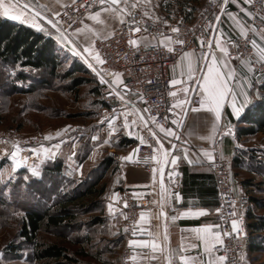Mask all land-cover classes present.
Masks as SVG:
<instances>
[{
	"label": "crops",
	"instance_id": "0c3cea01",
	"mask_svg": "<svg viewBox=\"0 0 264 264\" xmlns=\"http://www.w3.org/2000/svg\"><path fill=\"white\" fill-rule=\"evenodd\" d=\"M73 1L74 0H12L14 4L19 5L17 10H21L24 4L29 5V9L25 11L26 15H30L31 11L40 10L42 16L47 14L49 18L54 17V13L59 12L63 5ZM122 1L123 0H120L119 8H121ZM202 1L205 2L206 0ZM186 2L191 6V3L197 4L198 1ZM248 2L249 0H236V2L233 3L232 0H229V2L225 4L227 11L220 15L221 19L218 22V27L214 35V50L210 52L215 55L221 66L227 61L229 67L235 70V76L238 80L248 79L249 64L246 62L236 63L228 60L216 47V37L222 30L223 35L220 36L221 45L225 47L229 38L240 33L238 21L243 23L246 27L249 18V16L246 15ZM228 12L233 13L236 18L230 19ZM96 13H99V19L95 21L91 20L90 16ZM123 17L124 14L120 12L119 9L116 11H101V5L97 4L82 17L81 24L78 27L81 29V32L77 33L75 29L69 32V34L80 44L81 50H83L85 46L93 49V40L95 38H107L123 20ZM44 24L48 26L47 20L44 21ZM255 40L259 46L264 47V39H262L261 33H258ZM136 41L146 44L154 41V39L150 37H141ZM159 41L164 44L169 42L166 37L160 38ZM56 43L60 46V49L64 51V47L58 42ZM184 53H189V56L185 57ZM210 61L211 55H209L206 60L205 56L195 51H185L180 55L178 61L169 69L170 80L175 78L184 82V84L174 86L177 90V96L174 98L173 105L176 104L178 100L185 99V94L181 90L182 87L195 83V78L192 80L187 79L188 63H192L195 69V75L198 76L201 74L202 66L204 70H206L207 62ZM225 71H227V69H225ZM119 80L121 83L122 78L119 77ZM237 90H239L238 87ZM257 91L264 92L263 89L252 87L249 95L255 97ZM240 99L242 102V98ZM104 104L105 103H103L104 107H111L110 104ZM128 107L133 114V120L136 121V125L133 127L135 135H127L128 129L123 127L124 113H126L125 110L128 111V109L122 108L116 111L114 115L115 118L120 120L121 124L119 123L118 126L114 125L117 129L116 131H113L111 128L110 135H113L112 138L115 145L110 148H88L90 152L98 155V162L102 160L106 152L110 149H113L119 154L120 160H111V165L106 169L107 174L102 178L105 190L100 199H102L104 203L102 216L107 215L106 212L108 215L111 214L113 216L117 214L115 222L112 221L111 223V234L114 236L120 233L123 236L121 238V246L129 245L128 241L133 239L149 241L147 246L132 245L133 248L141 251V254L136 256L138 264H167L165 260L167 253L162 251V249L166 248L174 251V264H180L178 259L179 255L200 257L206 264L208 254L203 253L201 241L197 238L195 233L191 232V228L205 224L217 225V200L214 180L208 165L209 161L203 156V151H212L213 154L215 151H220L229 156L231 184L235 195L237 197L247 195L249 200L246 206L237 209V213L244 218L247 229V237L244 241L245 260L247 264H264V227L254 231L249 226V223L257 218H264V159L261 160V156L256 154L254 150L264 148V142L257 136L263 134L264 131L253 135L238 137L236 134L237 120L231 116L230 109L227 107L224 110V116L220 122L215 120V114L213 112L208 108H200L199 104L192 106L189 102L184 109L176 108L175 113H178V115L175 114L172 119H179L181 123L177 125L172 124L171 128L177 133L179 139L171 137L164 139L163 142L165 147L169 149H171L172 144H175L176 148L173 150V154L180 157V159L178 160V167L173 169L177 175L170 181L167 178V170L172 169L170 161L164 166L165 188L173 194L171 199L165 203L163 201L168 198L161 192L158 171L154 174L153 170L152 172H147L137 167L134 164L135 154L129 161L121 160V157L129 156V154L133 153L136 137H138L139 133L136 126L143 124L140 117H144L137 103H132ZM111 109L113 110L112 107ZM229 122L234 128L232 135L225 134ZM158 132V136L163 138L164 134L160 133L159 130ZM128 139H133L134 142L131 144L123 142V140ZM101 145L103 144H100V146ZM185 149L188 150L189 159L193 161L199 159L201 162L189 164L187 160L183 159ZM251 154L254 156H250ZM234 158H237L239 164L234 162ZM154 164V168L158 169L159 164L155 160ZM243 171L247 172V175L243 174ZM149 188L154 194L155 204L151 210L144 213L145 219L143 221L139 218V225L141 230L144 231V234L137 237H128L123 233L120 216L123 191L126 189L131 190L138 198L142 192ZM177 192L181 197L179 202L174 199V195ZM113 193L118 194L119 198L113 200ZM109 203L113 204V211L111 213L108 209ZM190 208L192 210L202 209L205 211V215L199 218L171 219V217L177 215L178 212L186 211ZM161 211H163L165 215H161ZM165 233L167 234V239H165ZM153 241L160 246L155 251L151 247ZM250 244H255L257 248H250ZM192 245L196 247H192ZM197 264H200L199 260Z\"/></svg>",
	"mask_w": 264,
	"mask_h": 264
},
{
	"label": "rangeland",
	"instance_id": "374dc122",
	"mask_svg": "<svg viewBox=\"0 0 264 264\" xmlns=\"http://www.w3.org/2000/svg\"><path fill=\"white\" fill-rule=\"evenodd\" d=\"M202 3L198 0L197 4L189 6L186 0H123L121 8L127 4L123 14L136 11L147 19L167 24L195 17ZM64 57L67 60L65 68L72 62H80V57H72L65 48ZM15 72L13 67L0 62V73L8 80L4 83L0 75V251L7 258L5 264H34L32 244L18 236L25 209L33 207L53 213L64 196L75 194L76 189L97 180L101 174L104 177L107 170L102 171L98 155L88 148L113 147L111 128L121 122L114 117L116 111L111 109L112 105L104 107L100 95L92 90L97 85L90 74L84 76L91 82L71 90L68 89L70 80L61 78L52 79L48 86H38L35 76L45 79V71H32L28 75L31 81L22 82L24 86L18 87L21 81L15 78ZM30 84L37 86L30 92L25 91ZM110 118L112 125L108 123ZM65 128L69 130L63 132ZM58 131L62 132L60 137L56 136ZM49 135L52 139L45 140ZM257 136L264 142V133ZM44 149L48 150L47 155ZM13 150L23 161L16 171L8 159ZM254 150L263 160L264 148ZM53 162L60 163V173L44 171L43 167ZM31 169L39 171L40 177H33ZM37 194L39 199L35 198ZM89 201H84V204L88 202L84 206L71 207L75 216L72 221L43 228L38 233L39 242L65 246L71 255L84 248L90 256L79 257L80 260L95 262L94 256L100 254L105 263L120 264L123 236L111 234V223L115 222L117 214L106 212L107 215L102 216L103 200L94 206ZM93 216L102 217L103 223H91Z\"/></svg>",
	"mask_w": 264,
	"mask_h": 264
},
{
	"label": "built area",
	"instance_id": "2783aa9c",
	"mask_svg": "<svg viewBox=\"0 0 264 264\" xmlns=\"http://www.w3.org/2000/svg\"><path fill=\"white\" fill-rule=\"evenodd\" d=\"M97 4H100L99 0H74L63 5L58 12L61 25L68 33L77 29L81 24L82 17ZM222 5L225 7V0H206L202 3L199 13L191 20H179L167 24L147 19L136 11L125 13L123 20L107 38L93 40L94 53H99L103 61V63L96 64V67L108 83H101L100 76L93 72L83 59H79L88 74L97 79L101 100L111 104L113 110L119 111L122 108H127L128 111L125 110V112L131 122L133 114L128 106L137 103L141 108L148 124L147 126L144 124L136 126V129L139 130L138 137H143L146 143L141 144L139 139H136L134 148L137 151L134 164L147 172H152L155 166L152 156L155 154L153 149L157 145L153 132L158 135L157 124L171 127V120L175 115L169 112L175 98L170 96L169 92H177L176 88L169 83V69L185 51H195L204 56L205 53L214 50L215 32L211 25L218 23L215 17L222 14ZM247 12L251 14L248 15L246 25L247 35L239 33L229 38L225 44L227 53H223V55L235 62L248 63L249 68L252 69V71H248V79L252 80L253 87L258 88L264 86L260 83V80L264 79V62H257L259 53L252 48L251 41L256 39L258 33H264V0H249ZM172 27H176L178 31L173 33ZM253 27L256 29L255 32L252 31ZM141 37H150L154 41L146 44L137 42L134 45L129 43V41H136ZM163 37L168 38L167 44L159 41ZM210 39L211 46H209ZM177 41H182V43H177ZM58 47L60 48V46ZM169 48L172 49L171 52L168 50ZM115 73H119L122 82L111 86V81L116 78ZM109 92L112 93L111 96ZM117 92L124 96L123 101L120 100ZM132 95L135 96V99L132 98ZM188 96L192 106L199 104V96L196 93L189 92ZM153 116L156 118L155 124L150 119ZM165 117L168 119L166 120ZM106 156L115 161L120 160L119 154L113 149L108 150ZM213 156L214 160L208 165L215 183L216 224L222 233L230 232L231 219L242 217L241 215L233 216V211L235 210L237 213V209L246 206L249 200L247 195L237 197L233 191L229 156L223 153V159H221L220 151H215ZM169 171H173V169L167 170V178ZM233 201L236 202L235 209ZM154 204V194L150 188L142 192L138 198L131 190L123 191L120 216L122 230L126 236L137 237L144 234L139 225V218L141 213L151 210ZM217 209L220 211L217 212ZM242 219L246 235L242 237H237L236 234L222 236L223 247L216 246L215 253L227 257L225 264H247L244 256L247 229L245 220L243 217ZM139 254H141L140 250L128 244L124 245L120 252V262L121 264H138L136 256ZM241 257L244 259L241 260Z\"/></svg>",
	"mask_w": 264,
	"mask_h": 264
},
{
	"label": "snow or ice",
	"instance_id": "6c2138e0",
	"mask_svg": "<svg viewBox=\"0 0 264 264\" xmlns=\"http://www.w3.org/2000/svg\"><path fill=\"white\" fill-rule=\"evenodd\" d=\"M229 0H225V4H227ZM233 3L236 2V0H232ZM99 3L101 5V11H116L119 9L120 12H124L127 8V4H125V8H119L120 0H99ZM104 5H107V7H104ZM19 5H16L12 2V0H0V17L10 19L15 22H19L22 24H25L32 29H35L37 32L43 33L46 37L49 39L55 38V41L58 42L60 45H62L68 53L71 54L72 57H80L83 59V61L87 64V66L95 73H97L98 76H100V82L101 83H108L107 80L101 75L100 71L97 69L96 64L103 63L101 60V57L99 53H94L93 49L91 47L85 46L83 50L80 49V44L72 38V35H70L65 28L60 23L59 20V13H54V18H49L47 14L44 16L41 15L40 10L31 11L30 15H26L25 11L29 9L28 4H24L23 8L21 10H17ZM133 7H136V5H133ZM227 9L222 5L221 6V12H226ZM243 11V9H242ZM246 15H251L250 13L246 12ZM228 16L230 19H235V15L231 12H228ZM91 20H98L99 19V13H96L94 15L90 16ZM216 21L219 22L221 17L216 16ZM47 20V25L45 26L44 21ZM239 25V30L241 35H247L248 29L243 25V23L237 22ZM213 31L215 32L218 23L211 25ZM139 30V29H136ZM146 30V29H145ZM171 31L173 33H176L178 29L176 27H172ZM252 31L255 32L256 29L253 27ZM77 33L81 32V29H76ZM223 35V31L217 35L216 37V47L219 49L222 53H227V49L221 45V39L220 36ZM262 39H264V33H261ZM170 39V38H169ZM131 44H136L137 41L131 40L129 41ZM177 43H182V41H177ZM252 48L257 50L259 53V59L257 62H264V47H261L257 44L256 40L251 41ZM209 46H211V39L209 40ZM170 52L172 51L171 48L168 49ZM211 55V61L207 62L206 70H204L203 66L201 68V74L195 75V69L191 62L188 63V73H187V79L192 80L195 78V83L190 85H185L182 87V92L185 94V99L178 100L176 104H174L170 109L169 112L174 113L178 115V113H175L176 108L184 109V107L190 102V97L188 96V93L190 91L195 92L199 96V107L200 108H208L211 112L215 114V120L217 122H220L222 117L224 116V110L227 107L230 109L231 116L235 118L236 120L242 119L246 113L249 111V109L255 108L257 104H264V92L257 91L255 93V97H251L249 95V92L251 88L253 87L252 80L251 79H244V80H238L235 76V70L230 68L228 65V62L225 61L223 63V66L217 61L214 54L211 53H205V59L207 60V57ZM184 56H189V53H184ZM227 69V71H225ZM20 71H30L29 69H20ZM249 71H252L250 68ZM7 75H13V73H8ZM117 78L111 81V86L117 85L120 83L119 80V73L114 74ZM202 77V78H201ZM7 82V81H6ZM170 85H180L184 84L183 81L178 79H171ZM260 83L264 85V79L260 80ZM18 87H23L24 84L18 83ZM237 87L239 90H237ZM119 95V98L121 101L124 100V96L120 95L119 92H117ZM109 95L111 96L112 93L109 92ZM169 95L172 97L177 96V92H169ZM242 98V102L241 99ZM152 123H156V118L150 117ZM167 120L168 117H165ZM141 122L147 126L148 121L144 119V117H140ZM108 123L112 125V119L110 118L108 120ZM171 123L173 125L180 124L179 119H172ZM136 125V121L132 120L131 122L128 119V114L124 113V124L123 127L125 129H128L127 135L134 136L135 133L133 131V127ZM157 127L159 128L160 133H163V138L159 137L155 132H153V136L155 139V144L157 145L156 148L153 149V152L155 153L152 156V159L155 160L159 167L153 169V173L155 174L157 171L159 172L160 176V189L161 192L166 195L168 199L164 200L163 202L167 203L168 200L171 199L172 193L169 192L165 188L164 184V176H165V165L169 163L172 166V169H175L178 167V160L180 157L173 154V150H175L176 145L172 144L171 149L166 148L164 145L163 140L166 138L175 137L176 139H179L177 136V133L173 130L171 127H164L163 125L157 124ZM113 131H116V127L112 126ZM69 129L65 128L62 131L67 132ZM149 131H151V128H149ZM234 132V128L231 126L230 122L227 126L226 135H232ZM62 135V132L58 131L56 133L57 137H60ZM139 139L141 144L146 143L143 137H136ZM45 140H51L52 136H45ZM95 140L96 138L93 137ZM108 141H105L107 143ZM43 147V146H41ZM137 150L134 149L133 153L129 154V156L121 157L122 161H129L132 159V156L135 154ZM45 154L47 155L48 150L44 149ZM203 156L207 158V161L211 162L214 160L213 152L212 151H203ZM8 159L12 163V169L13 171H16L20 168L23 161L18 159V153L17 151L13 150L11 152L10 157ZM183 159L187 160L189 164L193 163H200L201 161L199 159L193 161L192 159H189L188 156V150H184V156ZM221 159H223V153L221 152ZM214 166V165H213ZM31 175L33 177H40L41 173L37 171L36 169H31ZM177 175L175 171H169L168 172V178L169 180H172V178ZM9 178L11 179V174L9 175ZM27 180V177L25 178ZM36 199H39V195L37 194L35 196ZM118 194L113 193L112 199L116 200L118 199ZM175 201L179 202L181 200L180 194L177 192L174 195ZM233 208L235 209L236 202L233 201ZM109 212L111 213L113 211V204H108ZM220 210L217 209V212ZM161 215H165L163 211H161ZM205 215L204 210H192L191 208L186 211L178 212L177 215H174L171 217L172 220H176L178 218H199L201 216ZM233 216H238L239 214L235 212V210L232 213ZM145 219V214L141 213L140 220L143 221ZM231 231H225L221 232L219 230L218 225L213 224H205L202 226H197L191 228V232L195 233L197 238L201 241L202 244V250L203 253L208 254V259L206 261V264H225L227 257L225 255H216V246L220 245L223 247V239L222 236H232L233 234H236L237 237L245 236L246 233L244 232L243 227V219L242 217L237 219L233 218L231 219ZM165 239H167V234L165 233ZM129 245H140V246H147L149 244V241L146 240H129ZM152 249L155 251L160 246L153 241L151 243ZM192 247H196L195 245H192ZM162 251H165L167 255L165 256V260L167 261V264H174L175 260V253L171 249H162ZM21 256H26V253H20ZM6 257L2 251H0V264H5ZM180 264H197V261H200V264H205V262L200 257H190L188 255H179L178 257ZM241 260L244 259V257L240 258Z\"/></svg>",
	"mask_w": 264,
	"mask_h": 264
},
{
	"label": "trees",
	"instance_id": "16d2710c",
	"mask_svg": "<svg viewBox=\"0 0 264 264\" xmlns=\"http://www.w3.org/2000/svg\"><path fill=\"white\" fill-rule=\"evenodd\" d=\"M198 1V0H186ZM193 11V8H192ZM192 13V12H191ZM192 19V18H191ZM189 19V20H191ZM188 21V20H187ZM0 62L4 66H10L16 69L15 78L21 82L31 81L29 74L32 71H45V79L36 77L38 86H48L52 79H69L68 89L75 90L81 85L91 82V79L84 76L88 74L85 66L80 62H72L68 68H65L67 62L62 51L55 41V38L49 39L43 33L37 32L31 27L0 17ZM20 69H29L30 71H20ZM2 76V74L0 73ZM89 75V74H88ZM6 83L7 76L4 78ZM97 88H93L96 94L100 95V86L97 79L92 76ZM2 79V80H3ZM36 84H30L25 91H32ZM264 90V86L258 87ZM99 89V90H96ZM101 103H105L101 100ZM104 105H108L105 103ZM236 134L240 136L253 135L264 131V104H257L255 108L249 109L246 115L237 120ZM1 125V122H0ZM126 144L134 142L133 139L123 140ZM250 156H254L251 154ZM111 158L106 155L100 161V168L105 171L111 165ZM237 162V158H234ZM44 171L50 174L61 172L59 162H53L50 166H44ZM102 174L97 180L86 184L83 188L76 189L75 194L64 196V199L58 202L57 209L51 213L49 210L39 211L33 207L25 209L21 219L18 236L25 243L33 246L34 264H107L100 259V254L94 256L95 262L80 260L79 257L90 256L89 252L84 248H79L71 255L67 248L56 243L44 244L39 242L38 233L46 227H58L68 220L75 219L71 213V207L75 205H86L89 201L91 206L101 201L104 193L105 185L102 182ZM214 180V179H213ZM215 186V183H214ZM104 211V209H103ZM103 218L93 216L91 223L101 224ZM250 228L254 231L264 227V218H257L249 223ZM250 248L256 249L255 244H250Z\"/></svg>",
	"mask_w": 264,
	"mask_h": 264
}]
</instances>
